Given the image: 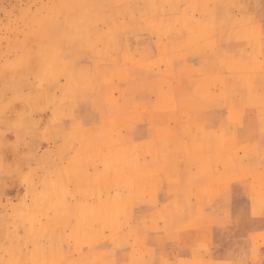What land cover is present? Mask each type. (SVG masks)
<instances>
[{
	"label": "bare ground",
	"instance_id": "bare-ground-1",
	"mask_svg": "<svg viewBox=\"0 0 264 264\" xmlns=\"http://www.w3.org/2000/svg\"><path fill=\"white\" fill-rule=\"evenodd\" d=\"M115 1L118 2L117 15L122 22L120 25L122 47L104 48L111 41V33L99 28V25L96 27V23L91 24V26L93 25L91 28L94 29L89 28V23L84 25L88 28L85 27L86 29H82L83 31L80 30L82 27H76L77 18L84 12L88 14L90 12L93 15L99 14L94 9H101L100 16L105 21L106 18L105 20L103 18L112 10L111 7H108L109 0H57L54 4L55 16H62L58 23L63 28L62 30L74 35V41L67 44L71 41L65 37L64 41L59 40L62 45L57 47L55 55H50L51 53L46 48H43L40 53L39 49L36 50L39 59L33 63L29 61L34 54V49H30L32 47L25 52L28 62L25 60V56L23 57L25 63L27 62L22 70L23 78L15 82L16 84H25L20 97L22 107H24L20 111V114H23L25 118L23 124L28 130L34 128L37 125L34 115L38 112V108L42 107V109H46L42 113L46 115L47 127L54 128L56 124L58 128V134L55 137L57 147L52 151L58 159L59 170L56 174L53 170L51 171V174L57 177L47 182L46 188H65L64 177L67 176L73 183L83 184L85 190L89 192L88 196L93 195L92 200L88 198L86 201L71 203L76 210H80V207L87 210L83 213L79 212L72 221L65 217L59 194L54 217L53 215L48 217L47 213L49 196L44 194L38 199L34 197L31 207L40 206L42 215L48 218L41 222V226L34 225V235H38L40 230L43 235L52 227L58 230L60 236L72 237L76 241V245L78 242L79 249L82 248V245L79 244H85L89 253L94 254L107 253L115 248L111 243L121 242L122 246L118 247L121 257L130 255L135 248L143 247L142 249L145 251L148 250L155 254L161 248H168L172 242L183 243V248L186 249L184 243L217 238L214 227L221 225V221L229 220L230 212L234 206L233 183L238 177L246 178L251 168L254 173L264 170L263 164H251L257 160L264 161V138H259L251 129L240 125L234 111L229 115L230 118H233L234 123L231 120L229 122L228 119L226 127L207 126L209 128H205V133H202L197 128L191 127L192 124L189 127L183 121L187 118V107L190 106L188 103L192 105V109L199 108L200 103L211 107L210 109L218 119L221 118L220 114L230 102L233 103V106L237 103H249L253 106L264 107V93L262 95L226 96L224 83L233 80L234 82L241 81L239 71H243L244 66L241 68V64L236 62L231 63L230 66L233 68V72L238 73L237 80L230 75L214 73L213 70L208 74L209 78L206 79L204 85H202L203 82L201 83L202 88L200 89L202 94L205 89L203 87H207L209 90L208 94L203 95L205 98L202 96L200 99L201 81L199 82L198 78L194 76L192 100L191 97L188 100L187 94H181L180 101H178L179 106L184 108V114L177 116V112H174L168 118L165 117L166 121L168 119L172 122L165 124L163 128H160L161 121H157V119L153 121V128H151L152 121L144 112L135 111V105L139 103L148 105L152 102L153 90L149 92L144 80L147 72L154 77L159 76L158 81L161 85L164 86L162 83L164 80L165 85L170 87H172L171 78L173 76L182 75L185 78L188 75L187 67H176L173 65V60L165 63L164 67H161V63H157L158 61L153 63V34L165 37L167 33H170V42L176 44L177 39L174 40L171 33L178 30L182 40L177 44L191 48L194 42L207 41L209 37L218 34L219 29L229 30L238 27L241 30L240 27L249 29L256 25L251 16L244 11L240 13L241 15L232 12L224 16V13L218 8L220 0ZM230 3L233 4V1ZM162 8L166 11L164 15L161 14ZM196 12L199 15H195ZM219 12L222 13V17L219 16ZM153 13L156 17L154 22ZM72 15L74 16L71 17ZM69 17H71L70 21L74 26L70 25L71 22L66 23ZM176 23L180 24V28ZM80 24L79 21V27ZM54 26L57 28L56 25ZM236 33V41L239 45L247 43L251 38L246 30ZM68 34L66 33V35ZM128 37H130L129 41ZM134 42L137 43L136 46L133 45ZM208 42V48L211 43L212 45L217 43L215 38ZM146 43L148 48L144 46ZM233 49L235 48L229 41L227 50L233 51ZM136 50L140 53L134 52ZM126 53H130L131 62L120 61L122 58L119 56ZM97 57L102 60L101 65L94 63ZM47 60H52L54 63L47 62ZM81 60H85L90 65L87 73L88 79L80 78L77 66ZM147 61L149 62L147 63ZM229 63L230 61H228V65ZM254 68L256 69L253 66V70H255ZM49 69H54L52 72L57 70V74H53L56 81L52 84L59 90L58 95L48 93L49 82H43L45 84L36 86L28 81L29 75L35 73L38 79L39 74L47 75ZM258 69L263 70L262 67ZM200 70L196 68L195 75H198ZM225 70L226 68L222 67V71ZM235 73L232 75L233 77ZM59 74L60 77L65 78L58 79ZM100 74L107 78L104 80L118 81L120 97L117 101L111 98V94L109 95L111 97L107 96L104 103H100L97 99V94L101 90L106 93L112 91L108 87V83L104 85V88L101 83H97ZM258 83L260 84V82ZM17 95L18 93L5 103V108L15 107L13 101L18 98ZM66 102H69L72 108L76 106L80 112L75 113L73 109H65L66 104L64 103ZM1 107H3V103L0 100ZM85 108L87 111L90 108L93 112L89 117H87L88 112H84ZM61 121H68V127L60 124ZM215 123L213 122V124ZM168 124L176 125L174 133L169 139L162 134V130ZM112 125H115L114 129H112ZM83 126H87V131H83ZM37 129L39 131L40 127ZM21 141L23 140L21 139ZM51 148L54 147L51 145ZM32 154L31 156H35ZM97 157L100 162L97 161ZM197 161H203L204 175H206L204 189L199 185V182L194 184L188 181L191 172L189 166ZM4 167L7 168V166ZM45 167V161H36L37 169ZM260 175L262 174L260 173ZM191 178L194 181L197 180L194 175H191ZM99 180H103L105 188L110 186L113 180H116L117 192L108 194L106 192L102 195L95 193L92 189ZM68 194L70 193L68 192ZM26 205L29 208V205ZM22 206L28 209L25 205L19 204V207ZM61 223L63 224L61 225ZM19 224L21 225V223ZM66 227H69V233L63 229ZM228 250L229 248L225 251ZM76 264H85V261L78 259Z\"/></svg>",
	"mask_w": 264,
	"mask_h": 264
},
{
	"label": "crops",
	"instance_id": "crops-1",
	"mask_svg": "<svg viewBox=\"0 0 264 264\" xmlns=\"http://www.w3.org/2000/svg\"><path fill=\"white\" fill-rule=\"evenodd\" d=\"M249 2H248V4L253 5V9L255 11L254 12L252 11L248 14H249V16H251V19L253 20V22L256 25L254 27H250L249 29H247V28L245 29L244 27H240L241 30H239L238 27L236 29L232 28L229 30L219 29L218 34H216L213 37H209V39L207 41L201 40L198 42L197 41L194 42V45L191 48H187L185 46H181V44H179V45L177 44L182 40V36H180V33L178 30L173 31L171 33L173 39L174 40L177 39L176 40L177 45L172 44L170 42V39H169L170 33L169 34L167 33V35H165V37H164V35L161 37H158V35L153 34V38H154L153 39V45H154L153 46V63L158 61L157 63H161V67H164L165 63H167L169 61L172 62L171 60H173L174 61L173 65H175L176 67H182V66L187 67V69H188L187 74L188 75L185 78L182 77V75L173 76L171 78L172 87H170V86L165 85L166 83L164 82V80L162 82V83H164V86L161 85L158 81L159 76L154 77L149 72H147L145 74L144 80L148 86L149 92L153 90V97H151L152 102L149 103L148 105L147 104H141V103L136 104L135 105V107H136L135 111L144 112V114L152 121L151 128H153V121L155 119H157V121H161V127L160 128H163V126L165 124L172 122L171 120H168V119L166 121L165 117L168 118L171 114H174V112H177V116L178 115L181 116L182 114H184V108H181L179 106L178 101H180L179 98L181 97V94H183V95L187 94L188 100H190V97L192 100V98H193L192 97V95H193L192 90L194 89L193 88V82H194L195 77L198 78L199 82L201 81L200 87H199L200 99H202L203 95L209 93V90L207 89V87H203V88H205L203 90L204 94L200 93V89L202 88L201 83L203 82L202 85L205 84L206 79L209 78L208 74L212 70L214 71V73H218L219 75H222V73H223L224 76L230 75L232 78L237 80L238 73L233 72V68L230 66L231 63L237 62V63L241 64V68H243V66H244V70L239 71L241 74V76H240L241 81L240 82H234V80H233L231 82H226L227 84L224 83L225 85L223 84L224 85V92L226 93V96H233L236 94L241 95V96H244V95L248 96V95H252V94L253 95L254 94L255 95H262L264 93V67H263L264 63L261 64L260 62L254 61L252 59V51H254V50L260 49L263 51V55H264V43H263L264 42V40H263L264 39V33H263L264 32V29H263L264 28V26H263L264 25V0H257L256 2H255V0H250ZM113 5L118 6V2L115 0H109L108 7L113 8ZM163 9L164 8H162L161 14L164 15V13L166 11ZM165 9H167V7H165ZM115 13L117 14V9H116ZM218 14L220 17L223 16L221 12H219ZM227 14L228 13H224V16ZM195 15H199L198 12H196ZM155 20H156V17L154 16V13H153V22ZM121 23L122 22H121L120 18L118 17V15L113 16V13L109 16V20H108V23L106 25L107 28H105V26H104V24H105V21H104L102 29L104 31L106 30L107 32L111 33V36H110L111 41L107 45H105L104 48L108 49V48H115V47H122L123 46V43H122L121 37H120V25H121ZM176 25L179 27L180 24L176 23ZM108 27H110V28H108ZM256 28H257V30H256ZM233 30L236 32H238V31L240 32L242 30L244 32L246 30V32L249 33L251 38L249 39V41L247 43H245L243 45H239L236 41L237 33L234 32ZM260 31H261V34H260ZM176 35H178V36H176ZM157 37L159 40L157 39ZM128 38H129L128 39V41H129L130 37H128ZM213 38H215V41L217 43L214 45H212V43H211V45L209 46V48H211V49H209L207 46V43L209 44L208 41L211 42V40ZM233 39H235V40H233ZM54 40H55L54 48L51 49L48 47L49 53L52 52L53 55L56 54L57 47L62 45L61 43H59V40L64 41V36L63 35L55 36ZM229 41L231 42V44H233V46L235 48V49H233V51L227 50V43ZM197 44H198V46H197ZM133 45L136 46L137 43L134 42ZM162 45L164 46V48ZM144 46L146 48H148L147 43L144 44ZM169 47L170 48L172 47V48L170 49ZM54 50H56V51H54ZM41 51H42V49H39V53ZM221 51H222V53H221ZM134 52H136L137 54L140 53V51H137V50ZM229 53H230V57H229ZM164 54H166V55H164ZM129 55H130V53H126L123 56H119L120 58H122V60H120V61L125 62V63H127L129 61L131 62V60L129 59ZM173 57H174V59H173ZM204 57H206V58H204ZM155 59H156V61H155ZM166 59H167V61H166ZM197 59L200 61H198ZM177 60H180L182 62L177 61ZM228 61H230L229 65H228ZM148 62L149 61H147V63ZM177 62H178V64H177ZM263 62H264V60H263ZM94 63H96L97 65H101L102 60L98 59V57H97L96 60L94 61ZM89 66H90L89 63L86 62L85 60H81L78 63L77 68H78V72L80 74V78H82V79H88L89 78V77H87ZM205 66H207V67H205ZM253 66L256 67V69L262 67L263 70H261V69L256 70L255 68H254L255 70H253ZM222 67L226 68V70L224 72L222 71ZM250 67L252 68L251 70H250ZM196 68L201 69L200 73L198 75H195ZM216 69H217V71H216ZM53 70L49 69V71H47V75L46 74L45 75L39 74L38 77L41 79H39V78L37 79L35 77H30L28 81L35 84L33 82V80H38L37 82L39 84L36 83V85H42V84H45L47 82L50 83V82L54 81V75L57 74V70L52 72ZM190 70H193V71H190ZM248 70H250V71H248ZM245 71H247V72H245ZM251 71H252V74H250ZM254 72H256V73L254 74ZM234 73H235V76L233 77L232 75H234ZM104 78L105 77L102 75L98 76L99 80L97 79L98 80L97 83H101L103 88H104V85H106L108 83L109 84L108 87L112 91H111V93H109V92L106 93V92H103L101 90L97 94V99L99 100L100 103H104L107 99V96H109L111 94L112 97L111 96H109V97H111L114 101H117V99L120 97L119 87L117 86L118 81L104 80ZM46 79H48V80H46ZM105 79H107V78H105ZM157 81H158V83H157ZM9 82H10L9 80L6 81V83H9ZM43 82H45V83H43ZM258 82H260V84ZM261 82H263V83H261ZM13 83H15V81ZM238 85H240V86H238ZM219 86L221 87V83L219 84ZM173 87H174V89H172ZM184 89H185V91H184ZM232 90H233V92H232ZM21 92H19V93H21ZM115 92H118V94L116 95ZM17 93H15V94H17ZM10 94H8L5 98H2V96L0 98L3 99L4 101H7L11 97H14V95H10ZM17 96L20 98L22 96V93L20 95L18 94ZM176 98H178L179 100ZM64 104H66L64 107L65 109H73L75 111V113L80 112L79 110H77L78 108L76 106H74L72 108L69 102H66ZM188 104L190 106H188ZM188 104H187V106H188L187 107V118L183 121L189 127H190V124H192L193 126H191V127L197 128L198 131H201L202 133H205V128L206 129L209 127L223 128V126L226 127V125L228 123V119H229V122L232 121L234 123L233 118L229 117L230 113L232 111H234L236 113V116H237V121L239 122L240 125L248 128V129H251V131L255 132L259 138H264V117H263L264 107L263 106H259V105L253 106V105H250L249 103H237V104H234V106H233V103L230 102V103H228L229 105L227 104V106H225L222 113L220 114L221 118L217 119L214 112L210 109L211 107L200 103V106H198L199 108L192 109V107H191L192 105L190 103H188ZM231 104H232V106H231ZM235 105H237V106H235ZM45 110L46 109L45 108L42 109V107L38 108V112H37L38 114L36 113L34 115L36 120H37V125L30 130H28L25 127V125L23 124L25 122V118H24L23 114H20L21 117L18 121L11 123L12 126L10 125V132L12 135L11 136L9 134L10 140H12V137H14V138L19 139L20 141L22 139L23 141L28 142L31 140L29 138L30 133L32 134L31 131H35L36 133H40V134H37V136L35 137L36 138L35 140H37V142L41 141V143H43V145L46 148L44 153L37 154V155L34 154L35 156H31V154L30 155L28 154V156H31L29 158H31V161L33 163V171L31 173V175L28 177L29 178V180L27 182L28 187L26 186L27 187L26 192L29 195L30 200L28 203H25L24 205L26 207L27 206L26 204H28L29 208L26 207L28 209H25L24 207H22V208H24V209H22L23 213H22L21 217L18 218V222L17 223L13 222L12 225H10V226H12V227H10L12 235H9L11 237L17 238L20 235L24 238H27V235H28L29 240H31V238L37 237L39 240H44V243H49L46 246L47 249H53L55 247V246L54 247L50 246L51 243H55V242L70 243L74 252L76 250L75 256L73 257V259L75 261L74 264H76V260H78V259H81V261H85V264H184L185 263L184 260L190 256L197 258L199 256H204V255H208L210 257L217 256V255L218 256L228 255V254L231 255L232 253H230V252H232V248H233L231 243H238V241H234V239H235L234 237L236 235H238V233L233 232V231H235L233 226H235L236 221L237 220L239 221L240 227H242V228L246 227L245 223L248 222L247 219H248V217H250L249 213H250L252 206H258V205H262V204L264 205V197H263L264 196V188H263V186H264V170L262 172H260L262 174V175H260V173H254V170L251 168L250 173L246 178L238 177L232 185L233 186L232 191L234 192V198H233L234 199V204H233L234 206H233L232 211L230 212L229 220L226 219L225 221H221V223H222L221 225L214 227L215 233L217 234V238L214 237V239L201 240V241L199 240V241H192V242L184 243L186 249L183 248V243L172 242L175 245H173L171 243L168 248H161L159 250V252H157L155 254L150 253L148 250L145 251L144 249H142L143 248L142 247V248H138V249L135 248L134 251H132L131 254L128 256L121 257L119 255V252H118V250H119L118 247L122 246L121 242L111 243V245H113L115 248L111 249V251H109L107 253L104 252V253H100V254H94V253H89V250H88L87 246L85 247V244H79V245H82V248H81L82 251H81V249L78 248V242L76 245V241L72 237L60 236L58 233V230L54 229L52 227H50V230L47 233L42 235V231L40 230L39 234L37 236H35L34 235V225L39 227V226H41V222L45 221L48 218L45 215L44 216L42 215L40 206L37 205V207H31L32 202L34 200V197H37V199H38L40 196H43L44 194L48 195L49 196L48 201H47L48 217H50L52 215L54 217L56 215L55 208H56L57 201H58L57 196L59 194L60 199L62 200V203H63V205L61 207H62V210L65 212V217L67 219L70 218L71 221L74 217H76L79 214V212L83 213L84 211H87V210H84L83 207H80L81 208L80 210H76L74 208V206L72 207L71 203L75 202V201H79V202L86 201V199H88V198H90V200L93 199V195L88 196L89 192L85 190V186L83 184H81V185H80V183L75 184V183H73V181L70 178H67V176L64 177L65 185L67 188L66 187L65 188L48 187V189L46 188L47 182L56 179L57 176L54 174H56L58 172L59 165H58V159L56 158V154L53 153V151H52V150L56 149V147H57L55 137L58 134V128H57L56 124H55L54 128L47 127L46 115L42 113V111H45ZM158 111H160V112H158ZM84 112H88L87 117L90 116V113H93L90 108L88 109V111H87V108H85ZM29 118H27V119L30 120L31 118L30 119ZM27 119H26V121H27ZM42 120H44L45 122ZM179 121H182V120L179 119ZM42 122H44V123H42ZM213 122L214 123L216 122V123L213 124ZM60 124H63V125L68 127V121H61ZM18 126H20L21 128H17ZM175 126L176 125H174V124H168L166 126V128L164 130H162L163 136L168 137V139H169L174 133ZM207 126H209V127H207ZM39 127H40V129L38 131L37 128H39ZM114 128H115V125H112V129H114ZM84 130L87 131V126H83V131ZM16 133L18 134V136ZM21 134H22V137H21ZM51 145L54 148H51ZM44 154H46V155H44ZM97 159H98V157H97ZM36 161H38V162L39 161H45L46 162V167L44 168L45 171L41 172L43 175L41 174V177H39V179L40 178L41 179H40V182L38 184L32 180V177H33L32 174L34 173V171H35V173H36V171H38V174L40 172V169L36 168ZM97 161L100 162L99 159ZM202 162L203 161H197V163L191 164V166H189V169L191 172H190V175L188 177V179H189L188 181H189V183H194V184L199 182V185H201L204 189L205 188L204 185H205V181H206V175H204L205 173L203 170ZM251 164H256V165L263 164L264 165V161L260 162L259 160H257V162H252ZM194 168H195V170H194ZM52 170L54 171V174H51ZM35 173H34V175H36ZM252 174H255V175H252ZM191 175H194L197 178V180L194 181L191 178ZM252 176H254V177H252ZM250 187H254V188H250ZM92 190H94L95 193H98L100 195H102L106 192H107V194L111 193V192H117L118 184H117L116 180H113L111 182V185L108 186L107 188H105V184H104L103 180H99L96 182V185L93 187ZM68 192L70 194H68ZM9 204H7V205H9ZM13 205H14V202H11V208L12 209L9 210L8 207H6L7 210L4 211V215H6L9 218V220L12 218L11 215L14 216ZM9 211H11L10 212L11 214L9 213ZM237 211H240V213L242 211V213L238 215ZM227 214H228V211H227ZM245 214H246V216H245ZM256 220L258 223L264 225V219H262V220L256 219ZM61 221H62V219H61ZM9 223L11 224V222H9ZM19 223H21V225ZM62 224L63 223H61V225ZM226 224H228V225H226ZM25 228L28 229V231H30V230L31 231L28 233ZM63 229H65V231L67 233H69V231H70L69 227H66ZM30 233H32V234H30ZM240 234L242 236L243 232H241ZM231 236H233V237H231ZM228 238H229V240H228ZM210 240H212V241H210ZM31 241H33V240H31ZM226 244H229V245H226ZM179 246H181V247H179ZM75 248H78L80 251L78 249H75ZM196 248H197V250L195 251ZM228 248H229V250L225 251ZM77 251H79V252H77ZM148 255H149V257H148ZM141 257H143V258L141 259ZM169 258L171 261L169 260Z\"/></svg>",
	"mask_w": 264,
	"mask_h": 264
},
{
	"label": "rangeland",
	"instance_id": "rangeland-1",
	"mask_svg": "<svg viewBox=\"0 0 264 264\" xmlns=\"http://www.w3.org/2000/svg\"><path fill=\"white\" fill-rule=\"evenodd\" d=\"M231 1H233V4L230 3ZM249 1L220 0L218 8L223 13L236 12L240 14L243 11L246 13L254 12L253 5L248 4ZM56 2L57 0H0V97L5 98L10 93V95H15L17 92L19 95L21 94L19 92L23 90L25 84L22 85L13 82H17L23 78L22 70L28 62L27 53H25L27 49L30 47H32L30 49H34L32 59L29 60L33 63L39 59L37 58L38 54L36 50L48 49V47L51 49L54 48L55 36L63 35L68 41H71L67 44L74 41V35L62 30L63 28L58 23L59 18H62V16H55L54 4ZM116 9L117 5H113L109 14H107L108 11L106 12L107 16L103 18L104 20L106 18V24L101 19V9H94V11L99 12L96 15L90 14V12L89 14L84 12L83 15H79V18H77L76 27H82L80 30L83 31L88 28V26L84 25H88L89 23V28L94 29L91 28L93 27L91 24L97 22L95 24L96 27L99 25L98 27L102 28L104 24L105 28H107L106 25L109 16L112 13L113 16L117 15L115 13ZM71 17L68 18L67 24L71 22ZM87 19L88 22H86ZM79 21L81 23L80 27L78 26ZM70 25L74 26L72 22ZM66 33L71 35H66ZM50 55H52V52ZM24 56L27 61L26 63L23 59ZM252 59L263 64V51L260 49L252 51ZM50 61L52 64L54 63L52 60H47V62ZM28 77L36 78V74H31ZM60 78L62 79L63 77H60L59 74L58 79ZM8 80L10 82L6 83ZM37 81L33 80L35 85ZM55 81L47 85V90L50 94L60 93L57 87L53 85ZM115 94L117 95L118 92H115ZM8 101L1 99L3 107L0 108V264H74L73 257L75 256V252L70 243H51L50 246L55 247L53 249H47L46 246L49 243H44V240H39L37 237L31 238L33 240L31 241L28 235L27 238L22 236H18L17 238L9 236L11 235L10 225L14 221L17 223L18 218L23 213V206L19 207V204L24 205L30 200L26 189L28 187V177L33 171V163L28 154H41L44 153L46 148L43 143L35 140L37 136L35 131L29 135L31 140L28 142L20 141L14 137H12V140L9 139V134L11 135L10 125L20 119V111L24 107H22L21 99L18 97L13 101L15 107L12 106V108H9L11 110H9L5 108V103ZM4 166H7V168ZM42 171L44 172L45 169H40L39 176L37 174L38 171H36L37 175H34L32 179L37 184L40 182L39 177H41ZM11 202H14V216L11 215L12 218L9 220L4 215V211L7 210L6 207L9 210L12 209ZM8 203L10 204L7 205ZM241 213L237 211L238 215ZM249 215L248 222L245 223L246 227H240L238 220L235 226H233L235 229L233 232L238 233L234 237V241H238V243H231L233 246L231 255H217L212 257L204 255L197 258L187 257L184 260V264H264V225L258 223L256 220L264 219V205L252 206ZM26 230L29 233L28 229ZM241 232H243L242 236L240 234Z\"/></svg>",
	"mask_w": 264,
	"mask_h": 264
}]
</instances>
